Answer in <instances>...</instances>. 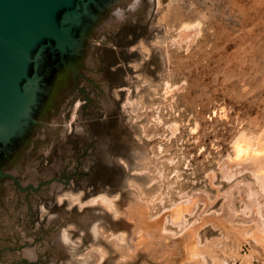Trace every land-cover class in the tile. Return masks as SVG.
<instances>
[{
    "label": "rangeland",
    "instance_id": "obj_1",
    "mask_svg": "<svg viewBox=\"0 0 264 264\" xmlns=\"http://www.w3.org/2000/svg\"><path fill=\"white\" fill-rule=\"evenodd\" d=\"M36 118L0 264H264V0H146Z\"/></svg>",
    "mask_w": 264,
    "mask_h": 264
},
{
    "label": "water",
    "instance_id": "obj_2",
    "mask_svg": "<svg viewBox=\"0 0 264 264\" xmlns=\"http://www.w3.org/2000/svg\"><path fill=\"white\" fill-rule=\"evenodd\" d=\"M145 9L146 0H0V179L22 188L3 167L63 69L90 61L101 37Z\"/></svg>",
    "mask_w": 264,
    "mask_h": 264
},
{
    "label": "bare ground",
    "instance_id": "obj_3",
    "mask_svg": "<svg viewBox=\"0 0 264 264\" xmlns=\"http://www.w3.org/2000/svg\"><path fill=\"white\" fill-rule=\"evenodd\" d=\"M186 25V24H185ZM188 26H189V28H191V25H189L188 24ZM188 26H184V27H182L181 28V35H182V37H184V36H188L189 35V33H188V29H187V27ZM192 33V32H191ZM239 137L241 138V140H243V138H244V140H245V136H243V138H242V135L240 136H238V139H239ZM237 139V138H236ZM237 139V140H238ZM240 140V139H239ZM238 140V141H239ZM240 140V141H241ZM249 140V139H248ZM248 140H246L247 142H248ZM235 141V140H234ZM239 141V143H238V148L239 149H242L243 148V145L241 144V142H243V141H241L240 142ZM250 141V140H249ZM237 143V142H236ZM244 143V142H243ZM251 143V142H250ZM252 145V144H251ZM245 146H247V145H245ZM249 147H251L250 145H248ZM253 146V145H252ZM237 150H238V148L237 147H235ZM245 149V148H244ZM238 152V151H237ZM242 153V152H241ZM243 154H244V152H243ZM247 157V156H246ZM250 159V158H249ZM253 159V160H252ZM251 160L252 161H254V158H252ZM243 160V159H242ZM256 160H257V158H256ZM245 161V160H244ZM264 162V161H263ZM262 162V163H263ZM256 163V162H255ZM249 164V163H248ZM223 165V164H222ZM239 165V164H238ZM226 166V165H225ZM109 195L108 194H101V195H99V196H95V202H100V201H107V202H109V204H110V206L111 207H116L117 205H116V203H115V200H116V198L115 197H108ZM94 199V198H93ZM92 202H94V201H92ZM186 202H187V200H186ZM90 203V202H89ZM185 207H187V206H185ZM155 223V222H154ZM157 223V222H156ZM159 224V223H158ZM121 241H123V240H121ZM120 244H122L121 242H120V240H117L116 239V242H115V245L117 246V245H120ZM95 247V246H94ZM96 248V250L98 251V253H100V255H102V256H104L105 254H106V248L104 247V246H102V245H98V246H96L95 247Z\"/></svg>",
    "mask_w": 264,
    "mask_h": 264
}]
</instances>
